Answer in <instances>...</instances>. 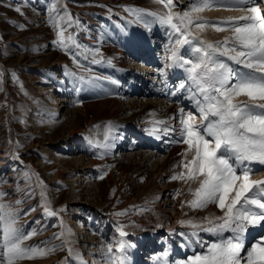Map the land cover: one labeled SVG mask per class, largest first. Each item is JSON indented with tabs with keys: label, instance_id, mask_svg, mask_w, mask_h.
Listing matches in <instances>:
<instances>
[{
	"label": "rangeland",
	"instance_id": "374dc122",
	"mask_svg": "<svg viewBox=\"0 0 264 264\" xmlns=\"http://www.w3.org/2000/svg\"><path fill=\"white\" fill-rule=\"evenodd\" d=\"M200 3L201 0H183L181 5H177L176 0H173L175 7L172 8V12L182 14L190 11L194 20L209 22L208 19L211 17L206 14L208 9L199 12L191 11L193 5L199 6ZM217 3H219L215 7L217 11L223 8L229 11H239L221 6L222 0H218ZM52 4H56L61 14H63L62 6L66 5L67 11L72 14V20L79 22L68 28L65 36L71 33L74 41L79 43L81 48H76L72 41L66 40L67 47L71 48V52H67L53 43L57 40L58 29H54L49 23ZM17 7L23 14L15 11ZM125 8L143 10L141 13L143 21L149 22L150 30L145 29L158 38L157 51L163 58L160 59L161 64H154V66L150 64L152 63L150 59L144 58V55L140 59H134L129 55L127 58L131 57V66L136 67V70L142 69L140 64L143 60L147 66L156 67L158 72L161 69L165 71L164 56L167 52L166 46H171L169 43L171 29L154 22L155 17L146 14L149 12L165 14L168 11L163 4L155 0H59V2L57 0H0V37H2L0 39V71L3 72V82L0 83V88L3 89L0 91V191L7 194L3 202L20 212L18 223L22 230L25 233L35 230V235L25 241V244L39 248H55V251L48 255L26 259L20 261L19 264H64L66 258H68V264L72 262L79 264L71 245L76 243L75 236L83 234H86V239L93 237L96 240L91 243L86 242L84 253L87 256L95 253L94 258L97 259L98 264H105L102 259L101 245L114 243L116 240L115 225L120 224L139 209L135 206L138 190L144 185L150 188L155 185L152 180L149 183L148 180L141 179L136 186L128 188L125 180L116 175L112 177V183L108 181L106 175L100 179L104 173L114 172V169L108 166L100 169L98 168L100 165H93L90 171L84 170L87 159H92L94 147L90 148L89 145L91 134L83 130L87 131L88 127L91 128L97 124L91 122L89 126L78 110L77 117L73 115L77 103L83 99L82 90L79 94L76 93L77 96L75 94V80L79 76H85L86 79L96 78L98 77L97 72L101 71V59L98 55L100 48L88 40L89 36L100 31L104 32L105 28L111 29L116 35L123 31L127 35L129 31L132 35V27L141 28L144 24V22H138L136 16L125 11ZM32 26L37 28L34 29ZM191 31L194 38L208 42L201 30L192 27ZM164 34L165 37H163ZM174 38L173 34L171 39L174 40ZM215 42L216 40L211 41V43ZM130 43L133 47L138 46L135 39ZM130 43L126 46L127 50ZM193 46L195 45L181 47L180 55L186 59H195L191 50ZM96 49L99 51L96 52ZM41 53H47V56L37 57ZM72 53L78 54L76 59L79 65L74 62ZM94 60L97 62L94 63ZM69 73H75V76ZM158 75V83L162 85L165 77ZM50 86L52 89L48 93L47 89ZM56 96L67 99L68 102L62 103L61 117L54 126L51 123L53 119L51 117L56 111L53 107L56 103ZM40 103H45L48 109L41 110ZM184 111L196 114L195 110H191L190 107H185ZM73 117H76L75 120L77 119L78 122L72 120ZM45 123L48 126H45ZM196 123H200L198 114ZM71 136H74L73 141L69 142L67 139ZM74 143L82 146L76 147L72 145ZM17 155L19 159L16 158ZM61 155L70 158L81 155L82 161L78 164L65 163L58 159ZM45 156L48 160L47 166L40 163ZM162 156L163 152L157 154L158 159ZM26 172L29 173L30 179L25 177ZM59 172L61 173L60 178H57V182H53L51 176ZM85 172L86 175L83 176ZM77 174L82 175L81 179L75 182L78 183L75 187H71L72 180L77 178ZM37 177L43 181V185L39 184ZM59 183H62L63 187H60ZM129 190L131 192L128 194ZM41 191L46 193L52 210L58 212L57 216L49 217L44 214L41 206ZM17 200L21 201L19 205L15 203ZM31 208L36 210L25 215L24 213ZM61 208L64 211L59 212ZM118 212L126 214L115 215ZM73 220L75 224L72 223ZM85 226V230H82ZM68 229L71 230V235L68 234ZM186 230L191 231L192 229L186 228L183 232L186 233ZM61 232H64V237L57 238ZM128 234V237L124 239L132 244L131 237L133 236ZM212 235L201 231L199 239L212 242L217 239ZM224 235L227 236L230 233ZM195 238L189 236L186 239L184 237L182 242L183 245L185 244V249L177 253L174 248L180 244L169 237H163L162 244L159 246L161 250L153 247L155 251L148 250L145 256H137L135 261L138 264H154L152 257L168 249L169 264H174L175 261L192 255L193 250L201 251L194 243ZM68 248L73 249L71 256L67 251ZM94 248L98 250L91 252ZM99 253L100 256L97 257ZM133 254L134 250L130 248L128 250L130 260H133ZM83 261L85 264L94 263L90 257H86Z\"/></svg>",
	"mask_w": 264,
	"mask_h": 264
},
{
	"label": "snow or ice",
	"instance_id": "6c2138e0",
	"mask_svg": "<svg viewBox=\"0 0 264 264\" xmlns=\"http://www.w3.org/2000/svg\"><path fill=\"white\" fill-rule=\"evenodd\" d=\"M155 2L163 4L168 11L165 14H146L155 17L154 22L171 29V46H166L170 53L167 58L171 63L166 67H180L187 73V81L190 83L182 82L178 89L187 87L188 99L194 102L196 113L179 110L180 139L176 142L187 145L181 153V166L186 171L172 175L171 179L183 180L189 185L188 193L193 199L185 203L190 209L202 211L214 204L222 213L219 216L204 217L199 223L192 220L180 222L192 229L190 234L180 235L186 239L188 235L196 237L194 243L201 251L193 250L192 255L175 261L174 264H264V235L255 239L250 246L246 244L249 229H264V178L253 179L257 171L253 165H259L260 170H264V7L256 0H222L221 6L245 14L210 23L194 20L190 11L173 13V0ZM212 6L213 0H201L199 6H192L191 11L199 12ZM15 11L23 14L19 7ZM125 11L135 15L138 22H144L141 15L143 10L125 8ZM62 13L56 4L50 6L49 23L54 29H58L57 40L53 43L71 52L66 40L72 41L76 48L82 46L74 41L71 33L66 37L65 32L79 22L72 20V14L67 11L66 5L62 6ZM144 24L149 27V22ZM192 27L201 31L206 27H213L218 32L231 31L232 35L225 37L223 41L205 42L193 37ZM173 34L174 40L171 39ZM184 45H195L191 49L195 59H186L180 55V48ZM77 55L72 53L74 62L79 65ZM69 74L75 76V73ZM159 74L167 76L163 69L159 70ZM2 77L3 72L0 71V83L3 82ZM77 79L82 84H94L96 78L79 76ZM112 83L117 81L113 80ZM197 114L199 124L196 123ZM175 118L154 120L151 122L153 127L146 131H174L167 125ZM157 125L165 127L160 129ZM111 130L110 126L109 133L105 135L106 141ZM16 158L19 159V156ZM104 175L107 173L101 175L100 179ZM25 177L30 179L29 173L26 172ZM37 179L43 185V181L38 177ZM191 184L197 186L193 189ZM6 195L0 191V264H19L20 261L55 251V248L25 244V241L35 235V230L29 233L22 230L18 223L20 212L3 202ZM40 195L44 214L49 217L57 216L58 212L52 210L46 193L41 191ZM15 203L19 205L21 201L17 200ZM35 210L31 208L24 214ZM62 211L63 208L59 210ZM125 214L115 213L117 216ZM124 228L123 224H117L115 231L119 234V239L114 243L101 245L105 264H130L128 250L135 245L124 239L129 235ZM67 231L71 235V230ZM201 231L211 233L217 239L212 242L203 241L199 239ZM225 233L230 235L225 236ZM62 237L64 232L57 236ZM67 251L71 256L73 249L68 248ZM169 255L170 252L166 249L153 256L152 260L154 264H169ZM76 259L79 264H85L79 254ZM64 264H68V258Z\"/></svg>",
	"mask_w": 264,
	"mask_h": 264
},
{
	"label": "bare ground",
	"instance_id": "6f19581e",
	"mask_svg": "<svg viewBox=\"0 0 264 264\" xmlns=\"http://www.w3.org/2000/svg\"><path fill=\"white\" fill-rule=\"evenodd\" d=\"M182 1L176 0L177 5ZM213 1V6L206 13L207 16L211 17L208 19L210 23L226 21L229 18L245 14L241 11H229V9L224 8L217 11L215 7L219 4L217 3L218 0ZM257 2L264 7V0H257ZM35 14L37 13L35 12ZM33 18H36V16H33ZM32 28L36 29L37 27L32 26ZM145 28L149 29V27H145V24H142L141 28L132 27L133 36L127 30L128 35L125 31L118 32L119 35H116L109 28H105L104 32L100 31L89 36L88 40L97 44L100 48L98 55L101 59V71L97 72L98 77H96L94 84L82 85L80 81L75 80V94H79L82 90L83 99L77 103L76 111L73 112L74 116L80 112L89 126H91V122L97 124L91 128L88 127L87 131L83 130V132L91 134L89 145L90 148L94 147L92 159H87L86 165L83 167L84 170L90 171L89 169L93 165H100V167L97 166L100 169L105 166L111 167L114 172L107 173L108 181L112 183V177L116 175L125 180L128 188L136 186L141 179L148 180L149 183L152 180L155 183L153 188L144 185L138 190L135 197L137 198L135 206L139 209L120 223L125 226L124 230L133 236L131 237L132 244L135 247H133L134 254L133 260H130L131 264H138L135 261L137 256H145L148 250L155 251V247L161 250L159 246L162 244L161 239L163 237H169L180 244L175 246V251L181 252L185 249V246L182 247L184 236H181L180 233H184V229L189 227L182 225L180 223L182 220H192L199 223L203 221L204 217L222 215L214 204L209 205L202 211L190 209L185 203L193 199V196L188 193L189 185L183 180L171 179L172 175L186 171L181 166L183 159L181 153L184 152L187 145L176 142L180 139L179 110H185V107L195 110V105L192 100L188 99L189 91L187 87L178 89L180 83H190L187 81V73L183 68L166 67L167 76L164 78L162 85L158 83L159 72L154 64H161L160 59L163 58L160 57L157 51L158 38H155L152 32H148ZM202 32H204L208 42L213 40H216V42L223 41L225 37L232 35L231 31L218 32L213 27H206ZM165 36L164 34L163 37ZM134 39L138 42V46L133 47L130 43ZM128 43L130 45L127 50ZM45 55L47 56V53H41L37 57ZM129 55L134 59H140L144 55V58L150 59L152 61L150 64L154 66L149 67L142 60V64H140L142 69L137 68L138 71L136 67L131 66V57L130 59L127 58ZM169 55L170 53L167 51L164 56L165 65L171 63L167 58ZM113 80L117 83H112ZM51 86L47 89L48 93L51 92ZM77 88L80 90L77 91ZM65 101L68 102L67 99L56 96V103L53 105L56 111L51 117L53 118L51 123L54 126L59 122L62 114V103ZM40 106L41 110L48 109L45 103H40ZM76 117H73L72 120L78 122L77 119L75 120ZM169 117H176L169 121L167 125L170 129H175L174 131H168L167 133L162 130L156 133L146 131V129L153 127L152 121L168 120ZM45 126H48V124L45 123ZM110 126L112 130L109 139L106 141L105 135L109 133ZM157 127L163 129L165 125H157ZM78 132L83 133L82 131ZM72 137L74 136L69 137L67 140L70 142ZM72 145L82 146L75 143ZM160 152H163V156L158 159L157 154ZM58 159L65 163L75 162L78 164L82 161L81 155L80 157L73 156L71 158L61 155ZM40 163L47 166V157L45 156ZM60 175L59 172L51 176L52 181L57 182L56 180L60 178ZM84 175H86V172ZM81 176L76 175L77 178L72 180L71 187L78 184L75 182L80 180ZM260 178H264V172L255 173L253 176V179ZM58 185L63 187L62 183ZM196 186V184H191L193 189ZM130 192L131 190L128 191V194ZM176 192H179L177 197ZM71 210L73 211V209ZM72 223L75 224V221L73 220ZM116 226L117 224L115 228ZM85 228L86 226L82 230H85ZM115 228V238L119 239V234L115 231ZM191 231H187L185 234H190ZM256 231H261L255 234L258 235V238L264 234V230L259 228L249 229V234L246 237L248 246L254 242L248 241L249 236ZM86 238V234L75 236L76 243L71 245L75 250V256L77 257V254H79L83 260L90 257L94 262L93 264H98L97 259L94 258L95 253L91 256L84 253L86 242L91 243L96 240L93 237H90L91 239ZM97 250V248H94L91 252ZM98 256H100V253ZM72 264L76 263L72 262Z\"/></svg>",
	"mask_w": 264,
	"mask_h": 264
}]
</instances>
